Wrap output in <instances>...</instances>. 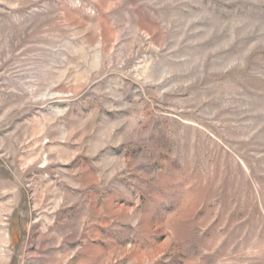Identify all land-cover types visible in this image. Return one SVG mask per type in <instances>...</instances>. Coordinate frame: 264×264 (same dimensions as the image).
Returning <instances> with one entry per match:
<instances>
[{"label":"rangeland","instance_id":"374dc122","mask_svg":"<svg viewBox=\"0 0 264 264\" xmlns=\"http://www.w3.org/2000/svg\"><path fill=\"white\" fill-rule=\"evenodd\" d=\"M0 264H264V0H0Z\"/></svg>","mask_w":264,"mask_h":264}]
</instances>
